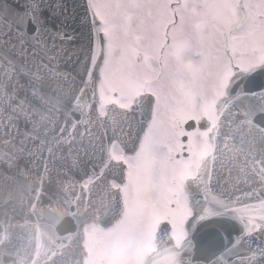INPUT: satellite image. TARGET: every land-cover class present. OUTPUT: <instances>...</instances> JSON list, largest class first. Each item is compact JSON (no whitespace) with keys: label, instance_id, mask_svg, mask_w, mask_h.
Returning a JSON list of instances; mask_svg holds the SVG:
<instances>
[{"label":"snow or ice","instance_id":"obj_1","mask_svg":"<svg viewBox=\"0 0 264 264\" xmlns=\"http://www.w3.org/2000/svg\"><path fill=\"white\" fill-rule=\"evenodd\" d=\"M0 264H264V0H0Z\"/></svg>","mask_w":264,"mask_h":264}]
</instances>
